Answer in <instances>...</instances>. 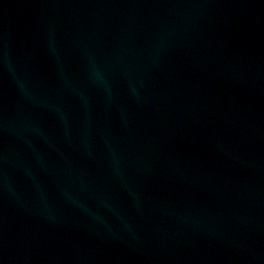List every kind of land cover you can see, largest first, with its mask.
I'll list each match as a JSON object with an SVG mask.
<instances>
[{"label": "water", "instance_id": "water-1", "mask_svg": "<svg viewBox=\"0 0 264 264\" xmlns=\"http://www.w3.org/2000/svg\"><path fill=\"white\" fill-rule=\"evenodd\" d=\"M0 264H264V0H0Z\"/></svg>", "mask_w": 264, "mask_h": 264}]
</instances>
